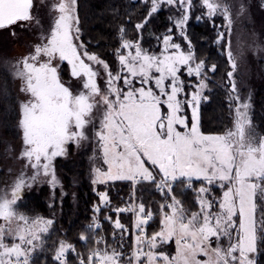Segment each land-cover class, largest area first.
I'll use <instances>...</instances> for the list:
<instances>
[{"label": "snow or ice", "instance_id": "snow-or-ice-1", "mask_svg": "<svg viewBox=\"0 0 264 264\" xmlns=\"http://www.w3.org/2000/svg\"><path fill=\"white\" fill-rule=\"evenodd\" d=\"M77 6V0L53 2L45 29L35 0H0V28L33 23L39 28L31 51L0 60L3 71L19 80L15 127L21 140L17 159L23 161L16 172L9 169L12 181L0 189V264H34L37 253L44 252L55 215L29 216L17 210L19 201L26 187L44 180L54 192L60 183L54 160L67 154L69 143L83 141L93 143L92 159L102 160L91 168L93 191L117 181L131 188L119 205L112 204L108 187L98 191L78 240L69 241L64 233L53 241L51 264H69V254L76 264H259L264 134L255 130L249 100L240 95L239 53L232 45L233 10L238 17L245 5L150 0L147 14L134 24L137 38L126 35L131 16L119 26L115 68L82 39ZM162 9L170 12L169 25L152 34L155 46L145 47L143 30ZM194 13L198 22L212 21L214 43L226 64L223 79L234 115L222 132L201 127V102L209 99L205 92L220 65L197 56L188 33ZM217 17H222L219 25ZM63 62L74 83L63 79ZM3 100L11 104L8 91ZM189 190L195 198L186 206ZM145 191L159 193V199L146 202ZM49 206H55L54 195ZM122 214L132 215L130 226L121 222ZM157 216L159 226L149 235ZM105 223L111 225L112 244ZM77 243L93 244L86 257ZM43 259L49 264L47 255Z\"/></svg>", "mask_w": 264, "mask_h": 264}, {"label": "trees", "instance_id": "trees-1", "mask_svg": "<svg viewBox=\"0 0 264 264\" xmlns=\"http://www.w3.org/2000/svg\"><path fill=\"white\" fill-rule=\"evenodd\" d=\"M249 1L254 3L253 12H259L258 14L263 16L259 26V37L264 52V0ZM148 6L150 4L146 6L143 0H78L77 11L82 39L88 43L89 50L99 53L115 68L117 62L114 49L118 46L119 26L125 22L127 17L131 16L132 24L126 25V35L132 39L137 38L138 33L134 28V24L147 14ZM168 16L167 11L162 9L150 19L143 30L145 47L156 45V39L152 34L165 31L169 25ZM3 29L5 28H0V31ZM188 33L196 46L197 56L207 58L209 64L217 62L220 65L219 71L212 77L210 90L206 91L209 99L201 103L200 121L202 130L222 132L230 125L232 111L230 112L228 107L227 87L223 79L226 64L224 58L220 55L218 46L214 43L216 31L205 21L192 20L188 25ZM261 57L257 62L259 75L252 91L250 117L253 124L264 134V58ZM90 148H92V145L87 150L83 149L78 152L70 150V157L60 156L54 160L55 170L60 177L62 189L56 187L53 192L50 185H44L37 193L24 195L23 200L21 199V206H24V209L32 214H40L45 217L55 215V223L51 235L48 237L47 246L43 253H37L34 264H44L43 258L45 255H47L49 264H51L53 241H58L66 233L67 235L63 238L76 242L80 231L83 230L81 226L88 223L92 205L98 200L97 193L93 191L94 186L91 175L93 159L91 158L92 154L89 153ZM105 187L109 188L111 200L116 205L121 203V197L127 198L131 188L127 182L120 181L109 182L107 186L98 185V188L103 190ZM181 190V185L177 184V193L179 194ZM140 194L138 193V195ZM53 195L55 206L50 207ZM142 195L146 202L159 199V193L145 191ZM185 195L187 206L190 200L193 199L194 192L189 190ZM113 219H115V215H113ZM121 222L130 226L131 214H122ZM104 227L107 229L109 244H112L111 225L105 223ZM130 246L129 243V248ZM90 247H93V244L77 243V249L83 252L84 255L87 254ZM257 258L259 264H264V245H261V252Z\"/></svg>", "mask_w": 264, "mask_h": 264}, {"label": "rangeland", "instance_id": "rangeland-1", "mask_svg": "<svg viewBox=\"0 0 264 264\" xmlns=\"http://www.w3.org/2000/svg\"><path fill=\"white\" fill-rule=\"evenodd\" d=\"M35 2L37 5H39V7L35 11L39 15L44 28L47 29L51 23L50 5L53 2H58V0H43V3L41 2V0H35ZM241 2L245 5L246 10L238 17L235 16L236 9L234 8L233 10L234 32L232 36V45L234 50H236L239 53L237 60L238 68L235 74L236 82L239 87L240 95L243 98L249 100L250 103L249 114H250L252 91L256 85V80L259 75L257 62L260 58H262L261 56H263L264 58L263 46L259 37L260 35L259 26L263 16H260L258 14L259 12H253L254 3L252 1L233 0V3L237 6ZM77 4H78V0H77ZM163 10H166L167 13L170 15V12L167 9H163ZM192 20H196L195 13L193 14L190 22ZM202 21H205L208 25H210V27L214 28L216 31V28L213 27L212 21L207 19H203ZM215 23L217 25L221 24L222 17H217ZM13 29H15V35H13ZM38 31L39 28L35 25V23H33L31 27H21L20 24H16L1 30L0 60H3V58L5 57L11 59L19 58L20 56L26 54L28 51H31L33 44L37 42ZM156 50L159 51V48L157 47ZM100 71H101V76L99 77L98 82L103 84L104 77H103L102 69ZM5 76L7 77L6 82H5ZM63 79L66 82H73V83L75 82V78H72L70 76V68L67 65V62H63ZM18 89H19V80H14L10 74L5 73L3 71L2 64H0V189H3L5 184H10L12 181V174L9 173V169H12L13 172H16L22 167L23 164V161L17 159L19 149L21 147L19 131L15 127L17 123L15 105H16V96L19 94ZM5 91H8L11 94V104H8L3 100V95ZM204 101L205 100H203L202 102ZM233 115H234V109L232 110L229 127L232 124ZM188 116L190 119L191 117L190 110L188 111ZM254 127L258 133L263 134L256 125H254ZM89 134H91V129H89ZM9 144L12 146L11 150H9ZM91 145L92 148H90L91 151L89 153L90 155L92 154L91 155L92 158L93 143L91 141H83L80 146H77L74 143H69L67 146V154L61 157H65V158L70 157L71 156L69 154L70 150H73L74 152H78L79 150H83V149L87 150L89 149V147H91ZM93 163L99 165L102 163V160L96 159L93 160ZM56 176L60 181V177L57 172H56ZM44 185L47 186L49 185L46 180L42 182H37L31 188L26 187L24 189L23 198L24 195L34 192L37 193ZM56 187L62 189V183L60 182ZM95 187L97 189V191H95L96 193H98V191H103V189L98 188V185H96ZM196 187H199V185L198 186L196 185ZM194 198H195V194L193 199L190 200V203L194 201ZM22 200L19 201L17 208L18 211H22L29 216L40 215V214H32L30 211H26V209H24V206H21ZM190 203H188L187 206H189ZM112 204L116 205L113 202ZM105 211H107V209H105ZM131 222H132V215H131ZM150 224L151 225L153 224L152 230L158 228L159 217L157 216L155 222H150ZM147 231L148 234L150 235L151 234L150 227L147 229ZM101 247H103V244H101ZM172 251L173 252L175 251L174 241L172 242ZM87 254L85 256H87ZM69 264H76V259L72 254H69Z\"/></svg>", "mask_w": 264, "mask_h": 264}]
</instances>
